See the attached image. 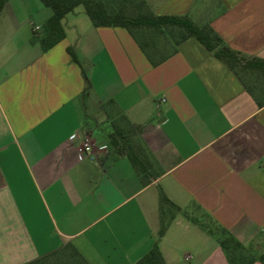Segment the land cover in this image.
Listing matches in <instances>:
<instances>
[{
	"label": "crops",
	"instance_id": "crops-1",
	"mask_svg": "<svg viewBox=\"0 0 264 264\" xmlns=\"http://www.w3.org/2000/svg\"><path fill=\"white\" fill-rule=\"evenodd\" d=\"M146 1L264 58V0ZM52 14L40 0L0 12V264L69 243L89 264H135L155 242L167 264H230L222 233L202 222L264 252V98L193 36L155 63L147 31L95 26L81 7L45 50ZM119 113L158 174L148 183L110 142ZM161 190L185 213L160 237Z\"/></svg>",
	"mask_w": 264,
	"mask_h": 264
},
{
	"label": "trees",
	"instance_id": "trees-1",
	"mask_svg": "<svg viewBox=\"0 0 264 264\" xmlns=\"http://www.w3.org/2000/svg\"><path fill=\"white\" fill-rule=\"evenodd\" d=\"M7 0H0V12ZM44 5L53 10L43 24L42 35L39 41L43 49H49L65 37L64 20L68 13L81 7L95 26L124 27L133 35L142 34L141 46L150 47L156 56L155 63L165 59L168 54L177 50V44L188 38L195 37L206 49L224 62L243 81L246 88L252 94H256L253 83L264 80V58L246 56L228 46L221 36L209 23L197 24L187 15H159L148 5L146 0H40ZM152 32L175 35L172 49L165 54L158 55L154 50L148 35ZM73 59L76 60L72 48H68ZM258 96V95H257ZM259 97V96H258ZM259 105L264 101L259 100ZM114 131L109 134L110 142L118 147L131 161L133 167L144 182L148 183L153 176L158 175L151 171L152 162L144 147L130 139L129 132L137 129L127 116L119 113L113 122ZM160 229L158 235L165 234L171 221L177 214L185 213L179 205L173 202L166 193L161 190L159 198ZM196 221V220H195ZM199 221V220H197ZM210 233L213 228L208 223H200ZM221 233L220 244L224 249L230 264H252L256 259L264 263V252L255 257L251 250L243 246L224 229ZM25 264H89L79 250L71 243L62 248ZM135 264H167L157 242Z\"/></svg>",
	"mask_w": 264,
	"mask_h": 264
},
{
	"label": "rangeland",
	"instance_id": "rangeland-1",
	"mask_svg": "<svg viewBox=\"0 0 264 264\" xmlns=\"http://www.w3.org/2000/svg\"><path fill=\"white\" fill-rule=\"evenodd\" d=\"M174 37L175 35L172 34H164L160 32H152L148 35V40L150 41L151 45L153 46L154 50H158V55L165 54L168 51L172 49L173 43H174ZM249 83L253 85V88L256 92V94L260 98H264V80H260L256 83H253L251 80H249ZM208 224L216 229V227L208 222Z\"/></svg>",
	"mask_w": 264,
	"mask_h": 264
},
{
	"label": "built area",
	"instance_id": "built-area-1",
	"mask_svg": "<svg viewBox=\"0 0 264 264\" xmlns=\"http://www.w3.org/2000/svg\"><path fill=\"white\" fill-rule=\"evenodd\" d=\"M34 32H37L40 30V26L35 25L33 27ZM93 148V141L91 136L88 133L83 134V142H82V150L85 154H90Z\"/></svg>",
	"mask_w": 264,
	"mask_h": 264
}]
</instances>
